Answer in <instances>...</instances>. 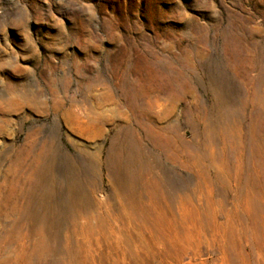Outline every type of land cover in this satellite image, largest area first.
I'll return each instance as SVG.
<instances>
[{
	"label": "rangeland",
	"instance_id": "374dc122",
	"mask_svg": "<svg viewBox=\"0 0 264 264\" xmlns=\"http://www.w3.org/2000/svg\"><path fill=\"white\" fill-rule=\"evenodd\" d=\"M261 73L264 0H0V264H264V224L238 220V182L212 164L235 161L231 144L194 159L219 114L250 131ZM125 127L143 158L112 177ZM72 190L82 218L65 212ZM12 231L29 255L45 238L44 260H14Z\"/></svg>",
	"mask_w": 264,
	"mask_h": 264
},
{
	"label": "bare ground",
	"instance_id": "6f19581e",
	"mask_svg": "<svg viewBox=\"0 0 264 264\" xmlns=\"http://www.w3.org/2000/svg\"><path fill=\"white\" fill-rule=\"evenodd\" d=\"M257 86L258 89L254 92L252 97V103L256 104L257 108L256 112L251 116L252 123L249 125L250 131L244 133L245 127H243V124H236L237 115L235 113H229L226 115L219 114V116H217V122H215L213 126L204 133V138L198 146L199 152L197 153L196 158H194L198 161H203L205 157L211 159L215 152H211L210 146L212 145L211 142H213L215 137H219V141H221L225 146H227L228 143L231 144V155L234 156L235 161L228 163L226 157L221 162V167H216V163L214 164L215 161L212 164L217 169L216 178L218 181L221 182L226 179L237 180L236 199L241 206V209H243V215H239L238 220L242 222V217H245L253 226L258 225L259 223L264 224V73H261L259 80H257ZM215 99V108L222 106V104L224 105V100L221 98L220 93L216 94ZM137 136L138 134L136 130L130 127H125L114 138L112 142L113 146L109 151L106 163V167L112 177H114V175H118L121 178L124 174L129 175V173L132 172V167H135L137 162L143 158V154L140 149L142 143L141 145L138 143ZM164 142L168 145V148L171 149L169 154L172 158L179 161L182 160V156L187 158V162L181 161V164L185 166L184 168L189 169L190 167H196L198 165V161H194L192 154L189 152L190 145L185 142V140L180 142V146H176L175 143L168 138H166ZM219 144L220 143H218V145ZM214 148H212V150ZM224 153L227 154V150H225V148ZM226 154L225 156H227ZM51 158L53 159V154ZM87 163H89L88 160ZM88 165L91 166L90 163ZM72 193H74L73 190L67 194V208L65 209V212L71 214L70 216H73L75 219L82 218L83 213H87L90 209L89 207L91 206V202H88L86 192L83 194L85 200H83V202H80L79 198L77 202V194ZM51 194L52 191L49 192V196H51ZM92 207L94 208V205ZM234 207L236 208V206ZM92 212L93 213H90L91 217L89 220L96 221L100 224L102 220L99 216H97L95 209H93ZM48 213L50 216L49 221H51L52 224L56 223L57 215L55 211H48ZM236 213L238 214L239 212H235V214ZM37 219L39 222H44L48 218L38 217L37 214H31L29 217L31 222H35ZM181 219L184 220L183 215ZM229 219L230 218L228 217V220ZM88 231L89 230H87V232ZM82 232H84V230H82ZM90 233H93V235H101L103 232H101L100 229H96L95 231L91 230ZM37 234L42 237L44 235V230L41 229ZM14 235L15 231H12L7 235L6 240L4 238L1 239L3 242L7 241L6 243H9V245L16 243L21 247V252L24 253H21V257L16 256L14 260H18L20 258L21 261H25L26 259L30 261L33 253L40 256V261L44 260V256L48 251L46 245L47 241L45 238H40L36 243H34L33 253L29 255L25 254L24 240L21 238H15ZM18 248L19 247H17V250ZM17 250H14L13 253L11 251V255H15ZM86 263L87 261L83 259L82 261H78L76 264Z\"/></svg>",
	"mask_w": 264,
	"mask_h": 264
}]
</instances>
